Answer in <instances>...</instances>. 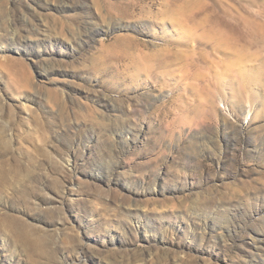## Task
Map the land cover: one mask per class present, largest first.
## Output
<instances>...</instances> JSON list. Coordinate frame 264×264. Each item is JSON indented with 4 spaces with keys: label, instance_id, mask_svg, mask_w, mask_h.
Returning <instances> with one entry per match:
<instances>
[{
    "label": "rangeland",
    "instance_id": "374dc122",
    "mask_svg": "<svg viewBox=\"0 0 264 264\" xmlns=\"http://www.w3.org/2000/svg\"><path fill=\"white\" fill-rule=\"evenodd\" d=\"M0 264H264V0H0Z\"/></svg>",
    "mask_w": 264,
    "mask_h": 264
},
{
    "label": "bare ground",
    "instance_id": "6f19581e",
    "mask_svg": "<svg viewBox=\"0 0 264 264\" xmlns=\"http://www.w3.org/2000/svg\"><path fill=\"white\" fill-rule=\"evenodd\" d=\"M205 22H209V23H211V21H209V20H208V21H205ZM236 65H237V64H236Z\"/></svg>",
    "mask_w": 264,
    "mask_h": 264
}]
</instances>
